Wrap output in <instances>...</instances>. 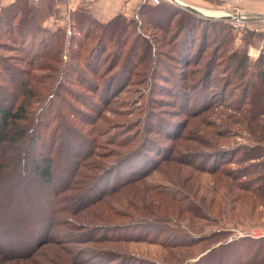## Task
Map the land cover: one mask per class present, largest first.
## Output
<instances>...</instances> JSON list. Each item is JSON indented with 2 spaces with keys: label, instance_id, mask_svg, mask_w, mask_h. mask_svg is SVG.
Wrapping results in <instances>:
<instances>
[{
  "label": "rangeland",
  "instance_id": "374dc122",
  "mask_svg": "<svg viewBox=\"0 0 264 264\" xmlns=\"http://www.w3.org/2000/svg\"><path fill=\"white\" fill-rule=\"evenodd\" d=\"M241 4L239 10H242ZM228 5L229 8L220 15L211 17L221 20L219 16L231 13L233 10ZM69 15L64 9L53 10L44 22V26L52 31L63 27L67 35L61 54L57 55L58 63L52 64L58 72L51 80H47L49 71L32 69L36 84L31 86L38 99L32 98L29 109L32 115L38 116V108L42 106L45 109L51 100L55 104L60 101L65 110L72 111L71 115L77 111V118H70L75 127L76 141L70 137L66 144L59 143L55 150L47 152L54 162L55 182L51 188L39 184L38 178L33 177L32 173H28L27 179L30 181L23 184L19 172L15 171L11 176L10 169L0 171V216H8L11 218L10 224L18 228L22 222L45 220L43 210L51 201L50 204L58 206L57 212L51 213L55 225L43 222L37 228V232L42 233H38L41 235L30 246L32 249L25 252L27 254L34 250L27 261L10 262L6 261L9 258L0 256V264H192L210 246L215 247L217 244L200 241L190 247L193 244L189 243L191 239L202 238L215 231L226 232L227 235L221 238L228 242L243 238L264 239V207L255 202L251 212L248 209L243 212L238 210L235 217L229 207L224 219L214 213L206 215V219H192L185 212L180 217L176 214L178 208L201 206L227 192L230 179L223 177L217 182V174L212 175L208 169L216 167L218 171L226 170L238 177L239 168L247 164L240 161L239 157L242 148L253 143L241 129H236L240 117L238 112L233 111V99L231 95L225 94V89L228 83H238L240 72L233 74L234 62L246 57V64H251L264 51V35L249 31V25L234 29L227 20L225 22L232 27H229L230 37L223 39L222 34L217 37L215 30L209 29L207 41L202 43L200 38L202 45L199 43L196 46L195 53L186 58L185 65H176L175 59L168 57V47H162L164 49L154 60L151 61V58L142 64L139 53L136 56L131 50H136L134 33L128 38L111 40L104 39V31L97 28L91 29L86 36V29L75 34ZM257 25L264 26V20ZM204 26L201 30L220 24L205 22ZM146 35L152 41L151 35ZM221 47L223 49L220 52ZM13 50H0V54L14 58L24 55L19 50ZM77 54L78 61L75 60ZM130 54L136 59L133 56L127 58ZM89 55L93 56L90 65L97 67V70L104 67L113 70L118 62L124 67L131 65L129 72L123 70L121 75H113L118 80L119 89L114 96V88L102 90L93 96L90 89L79 84L81 82L76 72H85L84 65ZM161 59L167 61L174 72V78L171 75L168 79L171 82L169 89L165 91L159 85H154L158 74L149 71L152 63L155 66ZM136 62L146 66L134 67ZM36 64L37 61H34ZM148 65V71H144ZM20 66L26 65L20 62ZM190 72H194V75ZM181 74L187 76L185 87L182 86L185 81L173 83L182 80ZM94 79L97 83V78ZM124 79H129L128 86L120 89ZM7 84L6 93L13 98L10 93L12 87ZM41 87L46 90H41ZM175 89L183 93L176 95ZM20 92L14 95L16 104L23 100L19 96ZM51 94L54 97L49 99ZM98 96L96 105L92 102ZM82 101L95 111L85 109ZM72 106L79 109L73 110ZM82 110L92 112V116L94 113V117L81 116L78 111ZM96 116L99 118L96 123L87 124L88 119L95 121ZM41 127L38 132L48 137L47 129ZM52 128L54 125L50 130ZM18 144L13 147L15 155L17 148L26 149L29 140ZM130 151H134L132 155L122 160V156ZM219 155H223L224 159H219ZM118 160V167L110 170L108 180L101 184L100 192L95 196L89 195L92 194L90 189L96 184L93 183L95 175L102 170L98 169ZM164 160L174 161L163 164ZM222 161L226 164H219ZM9 162L13 164L14 161ZM73 164L76 165L74 168ZM191 165H197L200 169L191 168ZM23 169L26 172L29 170ZM15 174L18 177L14 178ZM188 176H192V180H187ZM253 176L254 173L242 178V181ZM17 180L20 184L16 189L12 188L10 183ZM232 182L236 184L234 180ZM35 189L38 195L32 192ZM231 196H236V191L230 193V200ZM174 198L179 202L174 203ZM22 210L26 212L25 215H22ZM0 230L5 229L0 226ZM4 232L7 234L6 230ZM172 239L182 240V245L189 244L172 249ZM30 240H33L32 237ZM5 242L4 247L9 252L21 247L13 236H9ZM239 251L245 252L244 249ZM243 259L242 264L243 261L248 263L251 260Z\"/></svg>",
  "mask_w": 264,
  "mask_h": 264
},
{
  "label": "trees",
  "instance_id": "16d2710c",
  "mask_svg": "<svg viewBox=\"0 0 264 264\" xmlns=\"http://www.w3.org/2000/svg\"><path fill=\"white\" fill-rule=\"evenodd\" d=\"M62 1L64 0H14L8 5L0 6V50L4 51V49L8 50L11 48L14 49L13 51L18 52L19 50L24 54L23 56H17L22 58H14L12 56L4 57L0 54V171L10 169L9 174H11V176L15 171L19 172V179L23 184L30 181L27 177L28 173H32L33 177L38 178L37 182L39 184L48 186L49 188H51L55 182V175L53 171V157L48 155L47 152L51 153L59 143L63 144L65 142L66 144L69 142L68 139H70V137L76 141L74 132L75 127L72 126L73 122L71 119L76 116L77 111H73L74 115H71L72 111L65 110L60 101L55 104L51 100L45 109L42 108V106L38 108V116L32 115L29 108L32 98L38 99V96L34 94V87L31 86L36 80L33 76L32 69L41 72L46 70L49 71L50 74L47 80H51L53 75L58 72L56 66H52V64L58 63L57 55L61 54L64 38L67 33L64 32L63 27H58L52 31L44 26V22L51 16L52 11L56 9V5ZM69 16L71 17V26L76 30L75 34H79L82 29H86L84 32L86 36L91 29L97 28L101 29V32L104 31V39L107 38L111 40L114 38H128V35L134 33V41H137L135 44L136 50H131L132 53H136V56L139 53L138 58L142 64L147 61L149 62L151 58V61L154 60L156 55L158 53L160 54L161 49H164L162 47H168V57L171 59L174 58L176 65L183 66L181 63L185 65L187 63V61L185 62L186 58H189L195 53L196 46H199V43H201L200 38L202 43L207 41L209 29L215 30L217 37L222 34L223 39H227L230 37V29L232 28L225 22L227 20H217L205 16L204 14L192 12L186 8H180L166 1L156 5L143 3L134 10L130 18L122 14H117L106 23L99 22L88 9L82 7H77ZM259 20H264V18L261 17ZM205 22L218 23L220 26H213L214 28L207 27L205 30H201L204 29ZM129 29L130 31L128 32ZM146 33L151 35L152 41L149 40V36H147ZM201 33L202 36H200ZM72 39H74V37ZM222 49L223 47H221L220 52ZM129 56H133L136 59V56L133 54L128 55L127 58ZM92 57L89 55L86 59L84 65L85 72H82L83 74L79 70H76V76L79 77V81L81 82L79 84L90 89V94L93 96L99 94L102 90L114 88L112 92L114 96L115 93L119 92L117 87L118 80L114 76L117 73L121 75L123 70L129 72L130 69H132L130 68L131 65L128 64L124 67V64L118 62L114 65L113 70L109 69V67L97 70V67L90 65L93 59ZM75 60H79V54H77ZM234 60L235 58L232 61ZM34 61H37L36 65H34ZM20 62L25 63L26 66L21 68ZM234 63L235 65L232 66L233 74L240 72L237 76L238 83H228L225 94L231 95L234 103V105H231L233 111L238 112L240 117L236 122V129H241L243 133L250 137L253 143L244 146L239 157L240 161H244L247 164L239 168L238 177L231 175L232 172L228 173L226 170L218 171L216 167L208 169L212 175L215 176L217 174L215 176L217 182L221 181V179L223 180V177L230 179V182L227 183V192L220 195L219 198L213 197L209 203L202 204L201 206L198 205L197 207L194 206L184 209L178 208L176 210L178 217L185 212V215L189 214L192 219H206V215L214 213L217 217L224 219L228 213L229 207L233 217L237 216L238 210L243 212L246 211L245 209H248V211L251 212L254 202L258 206L264 207V51H261L251 64H246V57ZM153 64L154 63H152L149 71L151 70L152 73L155 72L158 74L154 85H159L164 91L168 90L171 84L168 79L171 78V75L174 78L173 69L169 66L167 61L165 62V60L162 59L155 66ZM136 65L139 67L146 66L137 64V62L134 67ZM149 65L144 71H148ZM115 70L116 72H113ZM190 74L194 75V72H190ZM181 76L183 77L182 80H176L173 83L179 84L185 81L182 85L185 87L188 82L186 79L187 76L185 74H181ZM94 77L97 78V83H95L96 80ZM128 80L129 79H124L122 81L123 85L121 83L119 88L122 89L127 87ZM7 82L12 87L10 93L13 98L6 93L5 88L8 86ZM4 84L5 86H3ZM19 90L21 91L19 96L22 97L23 100L19 104H16L14 95H16ZM41 90L45 91L46 88L44 89L41 87ZM94 90L98 93L94 92ZM181 93L183 92L177 89L174 90V94L176 95H180ZM5 97L9 98V101H7ZM53 97L54 96L51 94L49 99ZM97 101H99V96L97 100L92 103L98 105ZM82 102L85 105V109L92 112L95 111L90 109L92 106H89L84 101ZM71 108H73V110L79 109L75 106ZM45 111L47 112V116H45ZM78 112L81 113V116L89 115L92 118L94 117V113L92 116V112H85L83 110ZM92 118L87 120V124L93 125L96 123V120H99L97 116L95 121ZM56 120H58V122H56ZM82 122L84 123V121ZM52 125H54V128L50 130ZM40 127L42 129H47L46 135L48 137L43 136L41 131L40 133L38 132V128ZM67 131L74 135H69ZM26 139L29 140L26 149L20 150L17 148V155H15L13 147ZM73 147H75V145H73ZM38 148L40 150H38ZM88 150L92 149L89 148ZM133 152L134 151H130L123 155L122 160L130 157ZM129 154L131 155L128 156ZM218 157L219 159H224L223 155H219ZM12 160L14 161L13 164L9 162ZM119 161L120 160L107 167L98 169V171L102 170L95 175L93 183L96 184L93 189H90L92 194L89 195L95 196L100 192L101 184L106 183L105 181L108 180L111 173L110 170L116 169ZM173 161L174 160H164L163 164H170ZM224 163L225 162L222 161L219 164ZM76 165L73 164V168ZM24 167L29 170L26 172L23 169ZM190 167L196 169L199 166L191 165ZM252 173H254L255 176L244 182L242 181V178L245 179ZM13 177L16 178L18 176L15 174ZM99 179L101 181H99ZM186 179L192 180V176H188ZM233 180L236 182L235 185L232 182ZM19 184L18 180L10 183L11 187L15 189ZM27 187H25L26 191H28ZM233 191H236V196H231L230 200L229 196ZM32 192L38 195L36 189L32 190ZM172 201H174V203L176 201L179 202V200L175 198ZM50 203L51 201L46 204L43 210L46 214L44 217L45 220L35 219L31 222H22L18 228L10 224L12 223L11 218L1 214L0 226L4 227L7 234H5V230H0V256L6 257L5 259L9 258L6 261L10 262L28 260L34 250L27 254H25V252L32 249L30 246L34 245L35 240L41 235L38 233H42L37 232V228L43 225V222L44 224L46 223V225H55V220L51 213L54 211L57 212L58 206H54ZM18 213L21 215L19 207ZM25 214L26 212L22 210V215ZM248 215H251V213ZM224 234H226L224 231H215L202 238L195 240L191 239L189 243L193 244L190 245V247L195 246L200 241L217 244L215 247L210 246L209 250L203 254L198 261L192 262V264H242L241 259L243 258L251 259L248 263L243 261V264H264V239L253 240L250 238H243L238 241L231 240L228 242L221 238ZM9 236H13L19 242V246H21L19 249L16 248L11 252L7 251L4 247V243H6L5 240L8 239ZM31 237L33 240H30ZM165 237L168 236L165 235ZM172 240V249L185 247L189 244L182 245L184 244L182 240ZM243 249L245 251L244 253L239 251ZM13 254L18 255L20 258H15Z\"/></svg>",
  "mask_w": 264,
  "mask_h": 264
},
{
  "label": "crops",
  "instance_id": "0c3cea01",
  "mask_svg": "<svg viewBox=\"0 0 264 264\" xmlns=\"http://www.w3.org/2000/svg\"><path fill=\"white\" fill-rule=\"evenodd\" d=\"M13 1L14 0H0V6L8 5ZM172 1V4L180 8H184L183 5H186L199 11L219 13L217 15H220L221 12L229 8L228 0H175V3ZM141 4H136L132 0H64L56 5L55 10L64 9L69 15L75 11L77 7L86 8L99 22L106 23L117 14H122L130 18L135 8ZM241 9L245 15L252 19L264 18V0H244L241 4Z\"/></svg>",
  "mask_w": 264,
  "mask_h": 264
},
{
  "label": "built area",
  "instance_id": "2783aa9c",
  "mask_svg": "<svg viewBox=\"0 0 264 264\" xmlns=\"http://www.w3.org/2000/svg\"><path fill=\"white\" fill-rule=\"evenodd\" d=\"M133 2H135L136 4L139 3H149L152 5H156L159 4L160 2H170L172 0H132ZM244 0H228V3L231 5V8L233 11H231V13L227 14L229 16H231V18L228 20L230 21L231 26L234 29H238V28H244L246 27V25L248 26V30L249 31H256L259 33H262L264 35V26H260L257 25V23H259V19H252L249 16L245 15L241 10H239V6L240 4L243 2ZM173 2V1H172ZM175 3V2H173ZM179 4V3H178ZM242 12V13H240ZM264 235V234H263Z\"/></svg>",
  "mask_w": 264,
  "mask_h": 264
},
{
  "label": "water",
  "instance_id": "95a60500",
  "mask_svg": "<svg viewBox=\"0 0 264 264\" xmlns=\"http://www.w3.org/2000/svg\"><path fill=\"white\" fill-rule=\"evenodd\" d=\"M173 2H175V0H173ZM184 8H186L187 10H190L192 12H195V13H198V14H203L201 11L193 8V7H190V6H186V5H183ZM211 17V16H209ZM220 19H224V20H229L231 18V16L229 15H221L219 16Z\"/></svg>",
  "mask_w": 264,
  "mask_h": 264
},
{
  "label": "bare ground",
  "instance_id": "6f19581e",
  "mask_svg": "<svg viewBox=\"0 0 264 264\" xmlns=\"http://www.w3.org/2000/svg\"><path fill=\"white\" fill-rule=\"evenodd\" d=\"M176 3H178V2H176ZM203 14H205V15H207V16H218V15H212V13H214V14H219V13H215V12H210V11H202V10H200ZM206 12V13H205ZM207 13H209V14H207ZM222 13V12H221ZM240 13H242V12H240ZM226 14H229L228 12L226 13Z\"/></svg>",
  "mask_w": 264,
  "mask_h": 264
}]
</instances>
